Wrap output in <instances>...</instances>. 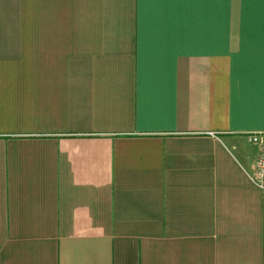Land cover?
Wrapping results in <instances>:
<instances>
[{"label":"crops","instance_id":"0c3cea01","mask_svg":"<svg viewBox=\"0 0 264 264\" xmlns=\"http://www.w3.org/2000/svg\"><path fill=\"white\" fill-rule=\"evenodd\" d=\"M264 0H0V264H264Z\"/></svg>","mask_w":264,"mask_h":264},{"label":"built area","instance_id":"2783aa9c","mask_svg":"<svg viewBox=\"0 0 264 264\" xmlns=\"http://www.w3.org/2000/svg\"><path fill=\"white\" fill-rule=\"evenodd\" d=\"M246 134L250 141L258 145L254 166L248 176L257 187L264 189V129L248 131Z\"/></svg>","mask_w":264,"mask_h":264}]
</instances>
